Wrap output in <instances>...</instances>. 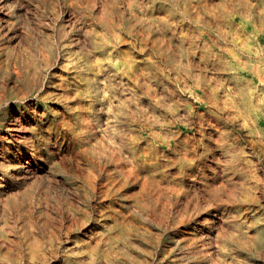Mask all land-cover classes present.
I'll return each mask as SVG.
<instances>
[{
  "label": "bare ground",
  "instance_id": "obj_1",
  "mask_svg": "<svg viewBox=\"0 0 264 264\" xmlns=\"http://www.w3.org/2000/svg\"><path fill=\"white\" fill-rule=\"evenodd\" d=\"M124 1L0 0V29L5 21L21 38L18 22L29 17L32 5L45 6L50 14L65 6L62 22L50 23L43 18L48 27H39L42 39L27 33L31 39L23 49L14 55L12 46L5 58L0 57V72L11 74L14 82L23 72L31 75L28 88L22 87L21 100L28 90L39 91L36 97L24 100L26 114L19 110L11 117L10 135L19 138L20 148L30 152L27 157L0 160V204L13 205L8 197L14 179L33 178L34 184L38 178L52 175L57 197H61L57 187L63 189L64 184L94 198L95 219H76L67 227L85 231L99 246L105 241L104 235H99L106 228L124 232L142 218L157 221L159 211L168 213L174 203L186 197L188 202L177 209L172 227L179 232L176 237L188 259L195 264H255L254 254L264 255V223L257 224L251 217L253 195L249 191L240 195L253 176L247 173L244 158L230 140L228 128L234 127L235 120L203 113L191 119L168 118L157 112L159 99L150 100L154 104L151 108L137 104L132 86L127 87V77L145 84L148 78L118 47L121 33H127V18L106 8ZM97 6H102L100 11ZM105 9L106 15H100ZM168 59L173 63L172 56ZM146 87L147 94L155 96L154 87ZM252 125L261 127L259 122ZM252 141L262 146L264 161L263 140L253 135ZM73 163L80 173L72 170ZM224 174L233 186L225 192L222 183L212 185L205 190L207 203L202 204L198 195L201 184L204 180L206 184L217 182ZM191 195H198L195 202H191ZM68 207L74 211L72 203ZM1 210L0 264H75L68 256L61 261L49 252L39 262H20L12 237L16 222L11 219L12 212L5 215ZM191 222L195 225L190 236L184 235L180 226ZM134 226L132 230L138 232ZM118 239L127 243L126 237ZM166 258L164 252L162 262ZM127 261H135L128 250Z\"/></svg>",
  "mask_w": 264,
  "mask_h": 264
},
{
  "label": "rangeland",
  "instance_id": "obj_2",
  "mask_svg": "<svg viewBox=\"0 0 264 264\" xmlns=\"http://www.w3.org/2000/svg\"><path fill=\"white\" fill-rule=\"evenodd\" d=\"M64 7L58 6L50 14L45 12V6L32 5L29 17L24 16L18 22L22 38L2 21L0 57L5 58L6 51L12 46L14 55L23 49L31 39L28 34L42 39L39 27L44 30L48 27L43 18L50 23L62 22ZM100 7L97 6V11ZM106 8L114 15L120 12L127 18V33H121L118 47L145 74L147 84L154 87L153 91L155 89V96L151 97L146 92L147 84L143 81L136 83L127 77V87L132 86L137 104L151 108L154 104L150 100L156 102L159 99L157 112L168 118L191 119L203 113L206 117L221 116L235 120L234 127L228 128L230 140L244 158L247 173L253 176L244 190L237 189L242 190L240 195L247 191L253 195L251 217L257 224L264 223L262 146L252 141L254 135L264 142V0H125L119 6ZM100 15H106V9ZM98 31L101 35L104 33L101 26ZM169 55L174 58L173 63L169 61ZM30 76L23 72L14 82L11 74L0 72V160L7 156H29V150L20 148L19 138L10 135L9 127L14 123L11 117L16 111L26 114L24 100L28 101L39 93L38 88L30 89L24 99H20L22 87L28 88ZM2 79H7L6 84H1ZM257 122L261 124L259 129L252 125ZM71 166L74 172L80 173L75 163ZM228 177L224 174L217 182L208 184L204 180L198 194L202 204L207 203L209 195L205 190L209 187L222 183L225 192L229 191L233 184ZM25 179L30 181L26 183ZM235 179L240 182L239 176ZM52 183V175L42 176L34 184L33 178L14 179L8 197L13 205L10 208L0 204L2 213L12 212L11 219L16 222V232L12 237L20 262H39L44 253L49 252L60 259L68 256L75 264H195L184 254L185 248L176 237L179 232L172 227L177 209L188 202L186 197L174 203L168 213L159 211L157 221L139 220L133 225L138 232L132 230L133 226H127L124 232L106 228L99 235H104L105 241L98 246L96 239L88 237L85 231L67 227L76 219L82 221L89 216L95 219L97 208L94 198L84 191L76 193L64 184H61L63 189L57 187L61 190V197H57ZM30 192L33 196H24ZM191 192L194 194L193 190ZM226 194H223L224 199ZM198 195H191V202H195ZM71 203L72 212L68 209ZM194 225L195 222L181 225L182 233L190 236ZM120 236L127 238L126 244L121 243ZM107 238L110 242L106 241ZM127 250L135 257L134 262L127 261ZM164 252L167 258L162 262ZM254 258L255 264H264V255L254 254Z\"/></svg>",
  "mask_w": 264,
  "mask_h": 264
}]
</instances>
